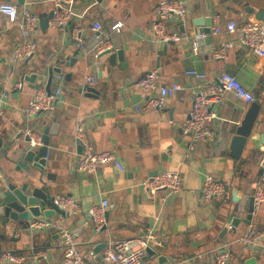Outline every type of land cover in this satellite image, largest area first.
<instances>
[{
    "label": "crops",
    "instance_id": "obj_1",
    "mask_svg": "<svg viewBox=\"0 0 264 264\" xmlns=\"http://www.w3.org/2000/svg\"><path fill=\"white\" fill-rule=\"evenodd\" d=\"M158 1L74 0L75 12L68 25L44 30L39 27L33 35L37 43L35 52L21 61L13 59V48L22 38L20 28L18 24H9L0 13V187L18 173L15 171L17 154L29 147L23 131L29 129L41 135L56 123L53 127L56 133L48 136L46 175H39L33 168L29 173L21 172L29 178L40 176L52 196L71 194L80 204L78 213L56 215L49 223L43 221L45 225L37 229L10 223L0 252L11 250L22 255L23 260L0 264H59L63 249L55 227L58 223L77 230V248L83 253L100 248L104 242L106 245L108 241L141 235L145 226H152L155 238L163 244L156 254H162L167 261L214 264L215 255L228 250L231 258L226 264H245L246 258L255 255L258 256L255 264H264V247L254 251L235 242L237 235L250 225L264 229V203L253 210L250 224L240 222L231 228L225 225L229 213L245 217L248 198L260 177L258 170L264 145L259 141H247L237 160L228 155L230 139L249 104H242L231 92L225 91L223 101L212 106L217 115L210 122L214 136L197 141L188 158L184 155L190 152L189 140L182 129L192 107L191 88L197 83L185 76L184 71H204L213 80L220 70H225L260 103V123L255 132H264V60L255 58L240 44L238 35L213 33V18L206 34H196L192 24L193 18L203 15H217L220 25L229 19L237 24L256 20L247 8L255 11L264 7V0H185L186 20L165 22L182 36L171 44L158 42L152 35ZM10 2L18 7L32 3L35 12L39 6H44L46 11L52 7L49 0L41 1L40 5L35 0H24L22 4L17 0ZM95 21L101 24L97 34L102 43L99 50L122 49V61L110 63L109 53L99 55L98 45L87 47L88 40L96 34L92 28ZM117 21L122 23L121 28L112 30L110 26ZM72 25L80 28L85 50L76 54V61L70 66L65 59L76 48L70 36ZM194 36L202 40L201 43L196 40V53L190 48ZM230 38L234 43L227 56L217 57L215 51ZM163 46L165 50L158 55ZM51 67L61 68L63 76L65 72L71 73L69 81L63 79L61 103L53 112L28 116L24 109L34 92L44 89L47 70ZM151 68L158 69L159 84L180 82L184 88L162 108L138 112L133 105L141 102L144 94L136 81ZM35 71L43 74L42 79L35 81L38 88L22 80L25 73ZM88 76L93 77L92 83L87 81ZM16 83L21 86L15 87ZM88 86L98 92L96 97L87 95ZM79 126L95 150L115 152L123 169L105 164L94 172L77 170V154L81 151L76 139ZM161 170H177L181 174L180 191L167 196L165 201L159 199L165 191L160 190L153 197L139 184L140 180ZM205 174H214L225 183L226 195L222 200L201 198V180ZM232 183L236 187L237 202L232 200ZM101 197L113 202L115 208L106 213L105 230L97 233L87 209ZM105 245L96 253H101ZM39 251L41 254L36 255ZM156 254L147 255L143 264H156Z\"/></svg>",
    "mask_w": 264,
    "mask_h": 264
},
{
    "label": "built area",
    "instance_id": "obj_2",
    "mask_svg": "<svg viewBox=\"0 0 264 264\" xmlns=\"http://www.w3.org/2000/svg\"><path fill=\"white\" fill-rule=\"evenodd\" d=\"M49 1L52 3V14L47 19V27H66L75 12L73 7L74 0ZM31 4H23L18 7L12 2L0 3V13L5 16L9 24H18L21 31L22 38L13 48V59L15 61L27 60L37 48L33 35L37 32L39 23L37 13L31 7ZM187 14L185 0H159L156 7V17L151 26L155 40L166 43L181 39V33L176 28H168L165 22L183 23L187 18ZM211 18L214 20L211 27L213 33L238 35L237 40L240 44L246 46L255 58L264 60V23L258 20H246L241 24H237L235 20L229 19L223 25H220L217 15ZM121 26L122 23L117 21L110 28L119 30ZM92 28L96 32H100V22H93ZM70 36L74 40L78 52H84L85 43L80 28L75 25L70 26ZM196 37H192L190 41V48L193 53L198 51ZM233 43L234 41L231 38L224 40L215 51V55L219 58H225ZM100 44L102 43L98 44V50L100 49ZM184 74L197 81L191 88L193 96L191 110L182 124L183 132L189 140L187 147L190 152L187 151L184 155L185 158H188L197 141L211 139L214 136L210 122L217 118V115L212 110V106L223 101L225 91L231 92L239 102L245 105L255 101L256 98L233 74L225 70H220L213 80H209L207 73L200 70L186 69ZM158 78V69L151 68L137 79L136 85L144 96L141 102L133 105L135 111L158 110L177 91L184 88L180 82L159 84ZM63 79V74L56 73L51 79L48 93L44 89H37L28 101L24 109L25 113L28 116H36L56 110L61 103ZM87 81L92 83L93 77L88 76ZM20 86V83L15 84V87ZM23 135L29 137L27 142L29 147L39 145V134L25 129ZM76 139L81 144V151L77 154L78 160L75 166L77 170L94 172L105 164L115 165L119 170L123 169V165L115 152L111 150H95L80 126L76 129ZM139 184L153 197L156 192L165 191V195L159 197L161 201H165L167 196L174 195L180 191L181 174L177 170H161L152 176L140 180ZM200 193L201 198L204 200L220 201L226 195V186L220 177L214 174H205L201 180ZM251 196L253 198V210L264 203V166L259 179L254 185ZM54 202L69 213L76 214L80 211L79 202L71 194L56 195ZM114 208L115 204L113 202L106 197H101L97 204L87 209L95 232L101 233L105 230L107 224L106 213ZM43 221L34 220L29 223V227L31 229L40 228L45 225ZM55 227L63 249L59 264H143L146 246L153 248L157 252V249L163 245L161 240L155 238L152 226H145L141 235L108 241L101 253H96L92 249L83 253L77 248V230L62 223L55 224ZM228 227L231 228L232 225L229 224ZM263 239L264 229H258L250 225L237 235L235 242L256 251L264 247L262 244ZM41 252H37L36 255H40ZM230 258L231 253L228 250H223L215 255L214 264H226ZM22 260V255L11 250L0 252V262L18 263ZM161 264L176 263L170 260Z\"/></svg>",
    "mask_w": 264,
    "mask_h": 264
},
{
    "label": "water",
    "instance_id": "obj_3",
    "mask_svg": "<svg viewBox=\"0 0 264 264\" xmlns=\"http://www.w3.org/2000/svg\"><path fill=\"white\" fill-rule=\"evenodd\" d=\"M24 0H17L19 4H22ZM37 5H40V2L43 0H35ZM4 2H10V0H4ZM248 12H253V17L264 23V7H259L255 11H253L252 7L247 8ZM37 19L39 23V27L41 29L47 28V19L52 14V9L49 8L47 11L44 6H39L36 8ZM192 24L194 26V32L196 34H206L210 31L211 26V17L209 16H198L192 19ZM98 32L93 35L87 43V47L89 49L97 46L101 41L97 37ZM197 43L201 38H196ZM167 43L171 44L172 41H168ZM165 50V46L162 47L161 50L157 52L158 55L163 53ZM78 50L75 48L73 54L66 58V62L68 65H73L76 61V54ZM109 53V62L115 63L117 61L123 60V50L114 48H105L99 52V55ZM61 68L59 67H51L47 70V78L44 85V90L48 93L50 90V83L53 76V73H60ZM264 75V71H263ZM42 79L43 74H39L38 72H29L25 73L22 76V80L26 81L30 87L38 88L39 84L36 83V79ZM71 78L70 72L64 73V80L69 81ZM87 95L89 96H97L98 92L94 87L88 86L85 88ZM96 92V93H95ZM96 94V95H95ZM261 110L260 103L255 100L249 103L247 106L243 118L240 120L238 126L236 127L235 133L230 139L229 142V152L228 155L233 159H239L242 155V151L247 141H259L260 144L264 145V132L256 131L257 126L259 125L258 115ZM56 123H53L49 128L44 129V131L40 135V146L35 147H25L19 151L17 154L15 171L18 172L15 175H12L6 182L0 187V250H1V242L5 239V231L10 223L16 224L22 228H29V223L33 220H44L49 223L51 218L59 215L66 216L68 212L61 209L55 202L54 196L49 193V187L44 185L40 176L34 177L31 175L29 178L28 175H24L22 170L29 173L30 169H35L39 171V175H46V156H47V145H48V136L50 134H55L56 130L53 129L56 126ZM26 142H28L29 137L25 138ZM264 166V156L260 162V168L258 170V175L262 172V167ZM156 173V172H155ZM154 173V174H155ZM232 200L234 202L238 201V197L236 196V187L232 183ZM253 213V198L250 196L247 202V210L245 217L234 216L232 213L227 215L225 220V225L231 224L234 227L240 222L245 224H250ZM226 229L224 226L223 230ZM100 245V244H99ZM103 247L105 242L101 244ZM99 246L95 248V252L99 251ZM143 259L149 255H155L156 251L146 246L144 249ZM157 255V264L164 263L168 260L162 254ZM258 256H251L245 259V264H255Z\"/></svg>",
    "mask_w": 264,
    "mask_h": 264
},
{
    "label": "rangeland",
    "instance_id": "obj_4",
    "mask_svg": "<svg viewBox=\"0 0 264 264\" xmlns=\"http://www.w3.org/2000/svg\"><path fill=\"white\" fill-rule=\"evenodd\" d=\"M256 228H258V229H262V227H256Z\"/></svg>",
    "mask_w": 264,
    "mask_h": 264
}]
</instances>
